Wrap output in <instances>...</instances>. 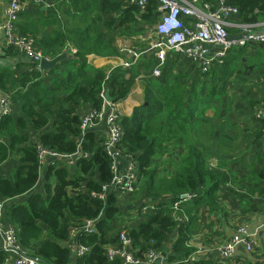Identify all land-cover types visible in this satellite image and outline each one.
I'll list each match as a JSON object with an SVG mask.
<instances>
[{"label": "trees", "instance_id": "1", "mask_svg": "<svg viewBox=\"0 0 264 264\" xmlns=\"http://www.w3.org/2000/svg\"><path fill=\"white\" fill-rule=\"evenodd\" d=\"M226 1L240 8L244 23L257 24L264 20V0ZM81 3L80 0L66 2L63 14L69 19L65 25L55 16L45 22H29L28 12L21 16L26 21L21 30L23 36L35 37L50 58L64 53L66 47L73 44L77 54L71 60L77 65L66 70L56 68L49 73L27 71L17 74L10 69L0 71L1 93L10 94L13 102L21 104L22 111V116L11 114L0 120V164L9 159L12 151L21 154V163L12 177L0 175V200L30 196L25 203L11 208L8 220L17 228L24 248L42 264H73V261L76 264H123L120 260L111 261L105 255L106 246L115 245L118 241L121 209L117 197L108 195L103 200L92 196V193H104V186L111 183L112 160L103 152L94 133L87 134L79 146V113L86 107L99 108L104 90L110 91L113 103L124 102L141 75V69H147L145 104L135 108L131 116L122 118L125 135L121 147L137 155L140 191L135 199L144 193L149 201L165 200H161L137 228L131 229L130 236L139 257H144L151 249H158L170 253V263L186 264L183 259L196 252L191 241L198 227L201 207L209 200L212 202L221 185L220 175L207 166L206 149L199 143L187 148V156L173 176L157 173L159 141L181 132L177 123H182V114L187 107L185 101L189 91L186 84L182 79H174L173 75L151 78L154 58L152 61L141 59L144 64L136 63L130 70L123 67L109 73L96 70L93 76L86 62L91 54L113 56L116 53L114 39L108 34H111L117 22V29H121L126 36L146 34L147 31L142 32L138 26L153 27L157 24L155 11L158 3L150 0L148 13L142 14L140 8L130 4L129 0H105L99 11L94 7L96 1L91 0L90 5L84 2L85 7L79 13H73L76 11L73 5L80 6ZM96 13H114L116 18L119 14L120 20L110 19L105 25L107 31L102 25L103 16ZM44 24L53 29L47 36L38 37L39 27ZM13 50L16 49L5 51L11 55ZM232 54L217 66L219 72L226 69ZM194 88L192 85V93ZM194 110L192 103V118ZM52 119L55 120L54 129L48 131ZM30 129L40 133L39 143L50 150L65 155L81 152L89 157L77 159L74 167L77 172L74 175L69 166H50L44 175V191L34 192L41 172L36 144L25 135ZM177 139L173 137L170 140ZM259 177L264 180V170ZM186 194L195 197L181 203V211L188 221L179 223L174 218L173 207ZM97 218L100 220L96 234L80 233L77 237V244L90 248V252L72 258L73 251L68 247L72 229H81L85 221ZM5 259V254L0 252V264ZM193 264L214 263L201 260Z\"/></svg>", "mask_w": 264, "mask_h": 264}, {"label": "crops", "instance_id": "2", "mask_svg": "<svg viewBox=\"0 0 264 264\" xmlns=\"http://www.w3.org/2000/svg\"><path fill=\"white\" fill-rule=\"evenodd\" d=\"M67 1L26 0V12L30 13L29 22H45L50 17L55 16L62 20L65 25L69 19L67 15L63 14ZM73 1L75 0H71V2ZM80 1L82 2L80 6L73 5L76 10L73 13H79L81 8L85 7L84 2H87L88 5L91 4V0ZM95 1L96 5L94 7L99 11L105 0ZM117 1L122 2L123 0ZM9 3L10 0H0V25L4 20V12ZM96 14L103 16V27L110 19L120 20L119 14L117 18L114 13L110 15L105 13ZM25 22L21 17L18 24L19 33L21 34ZM118 24L117 22L116 25ZM116 25L113 27L111 34H108L114 39L113 45L116 47V53L113 56H99L96 54L87 56L86 62L91 67L89 73L92 76L95 75L96 70H104L109 73L115 68L123 67L127 62H134L135 53L141 54V56L133 65L139 63L137 65L142 66L144 63L140 61L141 59L152 61L154 58V53L148 51L151 41L154 40L153 37H144L145 42L148 43L151 39L146 48L141 50L131 49L134 47L129 46L128 48L127 45H124L126 41L122 39L127 40L131 37L134 39L138 36L126 37L121 29H117ZM39 28L38 37L47 36L53 29L52 26L47 24ZM237 33L236 29L232 30V35ZM69 46L74 47L73 44L66 47L64 53L68 55V58L58 63L57 69L66 70L70 69L72 65L78 64L71 60L73 59L72 56L75 55L68 52ZM232 52L226 69L219 72L216 66L213 73L214 71H217V73L207 78L192 63L180 61L181 56L172 55L168 58L163 77L173 75L174 79H182L189 91L185 101L187 107H185L182 114L183 121L177 123L181 132L172 136L171 138L178 137V139L171 140L172 142H168V145L171 144L172 158L175 159V155L181 151L179 155L183 160L187 156V148L190 149L193 144H201L206 149L204 155L207 157V166L221 177V185L212 202L209 200L201 207L197 222L198 227L191 241V245L196 249V252H200L196 256V262L205 260L214 264H264V237L262 235L258 237L252 252L242 248L231 259H223L218 251V248L226 244L240 226L249 225L256 228L264 223V180L259 177V174L264 170V43L252 44L235 49ZM28 64V59L21 55L18 50H13L11 55L7 54L4 49V37L0 32V71L10 69L17 74H22L27 72ZM146 71L147 69H141V75L128 98L118 104V110L123 117L131 116L135 108L144 106L146 98L145 79L148 77ZM150 77L153 78L151 73ZM18 80L23 81L20 78ZM205 80H208V82ZM192 85L195 86L193 93L191 92ZM28 88L30 87L28 86ZM2 97L3 93L0 91V98ZM192 103L195 105L193 118L191 116ZM20 105L15 101L13 102L14 116H22ZM57 112L58 110H56ZM1 116L2 110L0 108V120ZM54 124L55 120L52 119L47 127L48 131L54 129ZM25 135L34 144H37L40 140V133L32 129L28 130ZM171 138L168 137L167 141ZM4 142L7 143V140H4ZM20 163L21 154L12 151L9 159L0 164V175L12 177ZM76 172V168L71 169L72 175ZM42 179L41 176L40 182ZM41 189L37 187L34 192H43L44 189ZM29 197L28 195L15 199L0 200V202L8 201L5 204L8 223H10L8 214L11 208L17 204L25 203ZM138 200H141L139 203L149 201L144 193L140 194ZM161 200H165V198L159 201ZM134 204H136L134 201L133 203H126L122 214L124 224L131 228H137L147 217L146 214L142 213L135 216L132 210ZM0 252L5 254L6 259L3 264H14L16 257L8 255L2 249L1 239ZM9 259L10 261L7 262ZM72 263L76 264L75 261ZM167 264L172 263L168 260Z\"/></svg>", "mask_w": 264, "mask_h": 264}, {"label": "built area", "instance_id": "3", "mask_svg": "<svg viewBox=\"0 0 264 264\" xmlns=\"http://www.w3.org/2000/svg\"><path fill=\"white\" fill-rule=\"evenodd\" d=\"M156 1L158 8L155 13L158 18L157 24L151 27L150 33L154 40L151 41L148 49L154 53L151 76L155 79L163 77L166 62L172 55L181 56V59L192 63L200 73L207 75L216 66L223 64L233 50L264 43V21L257 24L244 23L240 17V8L231 6L226 0H215L214 2L209 0ZM129 2L139 7L142 14L148 13L147 7L150 0H129ZM26 11V0H10L4 12V20L0 25V32L4 37V49H16L25 56L29 61L28 73H46L41 67V62L52 58L40 48L35 37L23 36L19 33L18 24L22 14ZM233 29H236L238 33L232 35ZM67 50L73 55L77 54V49L73 46H69ZM140 56L141 54L135 53L133 61L137 62ZM134 62H127L123 67L129 69ZM106 91L101 93L102 105L99 108L86 107L79 113L81 117L79 146L87 134L94 133L103 152L111 158L113 179L110 184L104 186V193H92V196L105 200L108 195H115L121 209L119 215L121 225L124 224L122 214L125 204L135 202V197L140 191L139 164L136 154L121 147L125 135L122 125L123 116L118 110L119 103L107 101ZM12 104L11 95L3 93V97L0 98L1 119L3 116L13 114ZM36 147L42 178L50 166H69L73 169L78 158L89 157L81 152L65 155L50 150L39 142ZM194 197V195L186 194L180 197V201L174 203V218L179 223L188 221L181 211V203L191 201ZM7 202H0L2 249L8 255L16 257L14 264H42L24 248L17 228L7 222L5 205ZM139 202H135L132 208L135 216L139 213L146 215L151 213L160 201ZM99 220V218L90 219L84 222L81 229H72L68 247L75 257H82L90 252V248L77 244V237L80 233L96 234ZM131 229L134 227L124 225L119 228L117 243L106 246L105 255L109 260H120L123 264H167L170 254L168 255V252L163 250L151 249L144 254V257H139L130 236ZM260 235L264 237V223L256 228L242 225L226 244L218 248V251L223 259H231L242 248L252 252ZM199 253V251L195 252L183 259V263H195ZM9 261L10 259L7 260Z\"/></svg>", "mask_w": 264, "mask_h": 264}, {"label": "rangeland", "instance_id": "4", "mask_svg": "<svg viewBox=\"0 0 264 264\" xmlns=\"http://www.w3.org/2000/svg\"><path fill=\"white\" fill-rule=\"evenodd\" d=\"M141 28H142V32H144V30L147 31L146 34L138 35V38H134V39H133V37H131L127 40L122 39V40L126 41L124 43V45H127L128 48H129V46L134 47L131 49H136V50H141L142 48H146V46L149 45L151 39H149V43H148V42H145L144 37L145 38H148L149 36L153 37V35H152V33H150L151 27L143 26V25L138 26V29H141ZM126 37H130V36H126ZM153 39H154V37H153ZM179 60L184 61L181 58H179ZM184 62H186V61H184ZM212 71L210 73H208V75H206V78L214 75V73ZM205 81L208 82V80H205ZM167 139L162 138L161 141H159V147L157 148L158 153H157V157H156V167H157L158 175L173 176L175 173H177L179 171V168H180V165L182 162V157L179 155V154H181V151H179V153L177 155H175V159L172 158L171 152H170L171 151V144L168 145V142H172V141L171 140L167 141ZM165 144H166V146H165ZM44 186H45V178H43L42 181L40 182L38 189L42 188L41 190H43ZM139 201L140 200H138V198L135 199V202H139ZM124 225L125 224H121V225L119 224L118 229L124 227Z\"/></svg>", "mask_w": 264, "mask_h": 264}, {"label": "water", "instance_id": "5", "mask_svg": "<svg viewBox=\"0 0 264 264\" xmlns=\"http://www.w3.org/2000/svg\"><path fill=\"white\" fill-rule=\"evenodd\" d=\"M68 58V55L66 53L64 54H61L59 55L58 57L56 58H53V59H50V60H47V59H44L42 62H41V67L43 68V70L46 72V73H49L51 72L53 69H55L58 65V63H60L61 61L65 60ZM106 99L108 102L110 103H113V98L111 97L110 95V91L107 90L106 91ZM81 140V139H80ZM74 254L72 255V258H74Z\"/></svg>", "mask_w": 264, "mask_h": 264}]
</instances>
